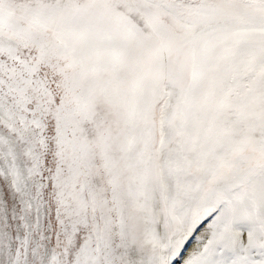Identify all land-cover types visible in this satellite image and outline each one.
Instances as JSON below:
<instances>
[{"label": "snow or ice", "instance_id": "snow-or-ice-1", "mask_svg": "<svg viewBox=\"0 0 264 264\" xmlns=\"http://www.w3.org/2000/svg\"><path fill=\"white\" fill-rule=\"evenodd\" d=\"M0 264H264V0H0Z\"/></svg>", "mask_w": 264, "mask_h": 264}]
</instances>
